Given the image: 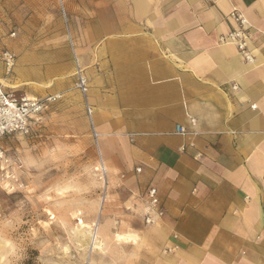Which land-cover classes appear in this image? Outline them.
I'll list each match as a JSON object with an SVG mask.
<instances>
[{"label": "crops", "instance_id": "0c3cea01", "mask_svg": "<svg viewBox=\"0 0 264 264\" xmlns=\"http://www.w3.org/2000/svg\"><path fill=\"white\" fill-rule=\"evenodd\" d=\"M232 9L251 27L252 62L219 40ZM77 71L102 164L143 218L149 187L163 209L121 264H264V0L0 3V91L61 93L63 114L72 97L89 130Z\"/></svg>", "mask_w": 264, "mask_h": 264}, {"label": "rangeland", "instance_id": "374dc122", "mask_svg": "<svg viewBox=\"0 0 264 264\" xmlns=\"http://www.w3.org/2000/svg\"><path fill=\"white\" fill-rule=\"evenodd\" d=\"M60 101L31 135L0 137V264H121L148 224L121 174L103 170L73 98L64 114Z\"/></svg>", "mask_w": 264, "mask_h": 264}, {"label": "built area", "instance_id": "2783aa9c", "mask_svg": "<svg viewBox=\"0 0 264 264\" xmlns=\"http://www.w3.org/2000/svg\"><path fill=\"white\" fill-rule=\"evenodd\" d=\"M228 17L233 21V27L226 34L220 36V42L234 45L244 61L252 62L254 60L253 50L250 46L252 31L248 21L237 9H232L228 13ZM1 58L6 72H10L15 62V55L8 50H4ZM75 88L82 98L84 111L89 122L90 136L98 147L99 135L96 132L92 120V108L88 102V81L81 71L76 72ZM61 98L62 94L57 93L43 97L17 99L8 93L0 91V137L11 134L31 135L32 124L36 122L38 116ZM189 123L194 126L195 120L190 119ZM189 132L185 126L176 124L175 133L185 135ZM100 163L104 170L101 158ZM136 171L138 172L139 169H136ZM146 199L148 210L144 215V220L146 224H153L157 218L163 215V209L155 187H149L146 190Z\"/></svg>", "mask_w": 264, "mask_h": 264}, {"label": "bare ground", "instance_id": "6f19581e", "mask_svg": "<svg viewBox=\"0 0 264 264\" xmlns=\"http://www.w3.org/2000/svg\"><path fill=\"white\" fill-rule=\"evenodd\" d=\"M79 223L82 224L83 222H82L81 220H79ZM93 233H95V232H93ZM128 237H129V236H128ZM128 237H127V238H128ZM96 238H97L96 235H93V236H92V243L95 244V245L99 244L98 241H96ZM125 238H126V237H125Z\"/></svg>", "mask_w": 264, "mask_h": 264}]
</instances>
